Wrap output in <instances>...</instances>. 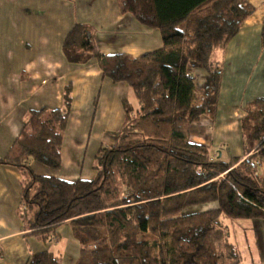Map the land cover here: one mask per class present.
I'll return each mask as SVG.
<instances>
[{
	"label": "trees",
	"instance_id": "16d2710c",
	"mask_svg": "<svg viewBox=\"0 0 264 264\" xmlns=\"http://www.w3.org/2000/svg\"><path fill=\"white\" fill-rule=\"evenodd\" d=\"M121 14L158 30L163 47L133 57L105 56L93 26L76 24L64 41L71 64L98 62L104 79L133 92L137 112L124 101L126 126L114 146H102L93 180L38 176L34 160L62 168L72 89L64 106L32 113L0 160L24 171L22 217L31 235L51 244L68 223L80 244L75 264H222L224 245L237 256L220 219L264 221V98L249 103L241 128L246 158H213L203 118L214 119L223 68L212 63L252 15L247 0H117ZM264 49V23L261 34ZM203 71L202 85L192 72ZM121 182V186L119 185ZM229 255V258H233ZM29 264H62L43 250Z\"/></svg>",
	"mask_w": 264,
	"mask_h": 264
},
{
	"label": "crops",
	"instance_id": "0c3cea01",
	"mask_svg": "<svg viewBox=\"0 0 264 264\" xmlns=\"http://www.w3.org/2000/svg\"><path fill=\"white\" fill-rule=\"evenodd\" d=\"M247 1L252 15L223 50H216L223 75L216 117L203 139L211 141L203 144L223 160L246 158L241 128L244 109L264 98V0ZM76 24L97 30L98 46L105 56L139 57L163 47L160 32L130 14H121L116 0H0V160L13 155L32 113L63 108L64 91L70 85L72 106L61 170L31 161L36 175L69 182L95 178L100 148L114 146L127 124L124 101L130 105L131 97L136 99L126 84L104 79L95 62L76 65L66 59L64 41ZM225 144L226 152L218 153ZM259 172L264 178V162ZM26 183L22 169L0 162V264H29L34 254L45 249L60 256L62 264H75L80 244L68 223L48 245L31 235L20 212Z\"/></svg>",
	"mask_w": 264,
	"mask_h": 264
},
{
	"label": "rangeland",
	"instance_id": "374dc122",
	"mask_svg": "<svg viewBox=\"0 0 264 264\" xmlns=\"http://www.w3.org/2000/svg\"><path fill=\"white\" fill-rule=\"evenodd\" d=\"M96 36H97V30H96ZM219 53L220 51H216L213 54L212 56L213 64L219 61L218 59L220 55ZM90 62H95L98 65V62L96 60H92ZM192 73L194 74L195 77H197V83L202 85L204 82L203 78L205 77L206 74L203 71H198V72L194 71ZM129 102H130V107L134 109L135 112H137V110L140 109V106L137 100L134 99L133 96L131 97V101ZM137 104H138V107H137ZM216 113H217V108H216ZM206 119H209V120H206L207 122H204L201 125L206 128V134H207V130H208L207 125H209V123L211 122L213 123L215 118L211 119V118L206 117ZM203 139L196 138L195 141L202 142V143H205L207 141V144H210L209 142L211 141V138H207V140H203ZM208 147L211 148L210 146ZM220 147L221 149L217 150L218 153L223 152L224 154V152H226L229 146L228 144H225ZM212 157L217 158L215 156V153L214 154L212 153ZM119 183H120L119 185L121 186V182ZM219 227H221L225 231V233L228 232L229 242L235 246L237 254H238L237 256H234V254L230 252V250L229 251L226 250L224 248V245L221 244V246H219L218 251L221 254L226 255L223 259L222 264H264V221H259L253 224V221L251 220H231L227 217H222L220 219ZM54 246L55 244H53V247ZM54 249L55 247L53 248V250ZM229 255L230 256L233 255L232 256L233 258H229Z\"/></svg>",
	"mask_w": 264,
	"mask_h": 264
}]
</instances>
